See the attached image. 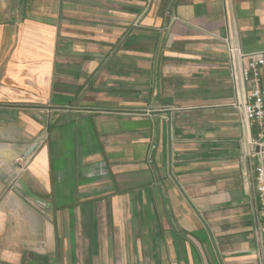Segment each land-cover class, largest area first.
I'll use <instances>...</instances> for the list:
<instances>
[{"label":"crops","instance_id":"1","mask_svg":"<svg viewBox=\"0 0 264 264\" xmlns=\"http://www.w3.org/2000/svg\"><path fill=\"white\" fill-rule=\"evenodd\" d=\"M227 41L264 0H0V264H263Z\"/></svg>","mask_w":264,"mask_h":264},{"label":"built area","instance_id":"2","mask_svg":"<svg viewBox=\"0 0 264 264\" xmlns=\"http://www.w3.org/2000/svg\"><path fill=\"white\" fill-rule=\"evenodd\" d=\"M229 62L238 81L243 86L244 97L235 104L242 110L249 130L246 157L256 161L254 167L255 192L257 200V232L261 239V261L264 264V51L245 54L239 47L227 41ZM257 132L253 135L252 128ZM29 158L20 156L16 162L20 173L23 172Z\"/></svg>","mask_w":264,"mask_h":264},{"label":"rangeland","instance_id":"3","mask_svg":"<svg viewBox=\"0 0 264 264\" xmlns=\"http://www.w3.org/2000/svg\"><path fill=\"white\" fill-rule=\"evenodd\" d=\"M20 156H24V155H18V157L16 158V160H17ZM30 161H31V160L29 159L28 162H27V164H26V166H25L24 169H23V172H24V171L26 170V168L29 166ZM16 164H17V162H16ZM20 167H21V166H20L19 164H17V172H18V173L21 172V171H20ZM23 172H22V173H23Z\"/></svg>","mask_w":264,"mask_h":264}]
</instances>
